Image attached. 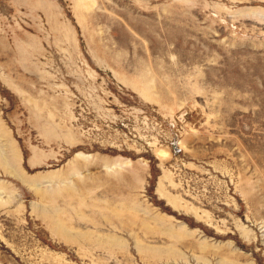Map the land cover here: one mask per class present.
Returning a JSON list of instances; mask_svg holds the SVG:
<instances>
[{"label": "rangeland", "instance_id": "obj_1", "mask_svg": "<svg viewBox=\"0 0 264 264\" xmlns=\"http://www.w3.org/2000/svg\"><path fill=\"white\" fill-rule=\"evenodd\" d=\"M216 250L264 264V0H0V264Z\"/></svg>", "mask_w": 264, "mask_h": 264}, {"label": "bare ground", "instance_id": "obj_2", "mask_svg": "<svg viewBox=\"0 0 264 264\" xmlns=\"http://www.w3.org/2000/svg\"><path fill=\"white\" fill-rule=\"evenodd\" d=\"M154 220V222H156L157 220L154 218L153 219ZM181 226V225H180ZM172 229V228H171ZM170 229V230H171ZM178 229V228H177ZM176 230V229H175ZM174 230V231H175ZM173 231V230H172ZM180 231H182V230H180ZM179 231V232H180ZM188 230H186V232H187ZM176 232V231H175ZM173 232V233H171V231H168V232H164V233H170L169 234V236H175V237H173V238H175L176 240H179L180 239V236H183L184 234L186 235V233H184L183 234V232L180 234V233H178V232ZM185 232V231H184ZM189 232V231H188ZM248 234V232L247 231H245V237L246 236H249V235H247ZM185 235H184V237H185ZM189 234H187V236H188ZM189 236H191V235H189ZM177 237L179 238V239H177ZM182 238V237H181ZM190 237H188V238H182L183 239V243H185V242H187V239H188V243L189 244H187V243H185L186 245L185 246H189V249H192V250H195L196 252H198V253H200V254H206L207 252H209V251H211V250H209L208 249V246H207V244H204V243H202V242H200V243H198V244H195V243H193L192 241H190V239H189ZM179 242V241H178ZM175 246V245H174ZM141 248H142V246H141ZM150 248L151 247H146V249L147 250H150ZM154 248H156V247H154ZM168 248V247H167ZM153 249V248H152ZM169 251H170V253L172 254V256L174 255V257H176V256H179L180 258L182 257V254L179 252V250L177 249V248H175V247H170V249H169ZM217 251V250H216ZM153 253H155V252H157L156 250H154V251H152ZM166 252V251H165ZM218 253H220V251L218 250L217 251ZM167 253V252H166ZM222 256H221V261L223 262H227L226 261V259L223 257V254L222 253H220ZM200 260V259H199ZM198 262V261H197ZM176 263H177V261H176ZM227 263H229V264H233V263H230V262H227Z\"/></svg>", "mask_w": 264, "mask_h": 264}]
</instances>
